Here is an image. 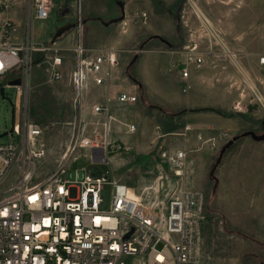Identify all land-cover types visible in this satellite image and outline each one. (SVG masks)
<instances>
[{"label": "rangeland", "instance_id": "obj_1", "mask_svg": "<svg viewBox=\"0 0 264 264\" xmlns=\"http://www.w3.org/2000/svg\"><path fill=\"white\" fill-rule=\"evenodd\" d=\"M123 1L127 4V16L121 21L105 26L100 20L106 21L120 15L115 0H52L51 6L56 10H52L45 19L34 18L31 31L34 42L50 43L62 48L61 79L50 80L47 63L35 64L30 71L27 90L19 96V107L16 104L17 93L14 85L7 84L9 76L0 81L4 85V97L0 95V143L19 140L18 131H6L15 125L22 134L24 117L28 122L38 123L42 127V135L38 137L37 142L43 143L45 154L35 162L33 181L44 179L54 172L67 146L75 138L91 134L98 128L99 122L107 118L103 114L85 112V104L91 106L95 100L84 98L82 91L78 96L77 90L69 80V73L74 64L70 48L78 38L90 48L112 47L116 50L118 67L110 82L136 84L133 78L138 81L139 75L135 61L131 60L147 35L152 32L160 33L176 40L179 24L182 26L180 32L186 31L183 20H186L191 12L185 2L184 5L180 2L181 14L180 18L176 19L177 4L171 3V0H167V3L159 0ZM259 3L264 9V0H257V4ZM164 4L174 8V11L165 9ZM134 11H145L146 21L133 18ZM181 15H184V18ZM191 16L190 21L187 20L188 24L199 33L200 24L193 14ZM65 23L75 25L63 31L52 42L56 29ZM215 24L226 30L220 22ZM230 29L236 30L234 26ZM163 48L167 46L163 45ZM221 61L230 71V74L226 75L230 85L235 87L234 90L238 94H243L241 96L247 104L246 109H235L231 106L233 91L230 92V99L220 97L203 101L211 107L201 109L200 117L190 123L193 125L191 130L167 133L165 131L169 125L182 128L184 120L179 118L178 123L173 124V119L166 115L172 114L174 109L160 100L159 90L153 87L155 98H142V116L133 117L139 121L127 119L135 124L133 131L125 134L122 130L123 133L119 137L120 132L115 124L119 125L120 122H113L115 128L109 132V137L121 139L122 150L109 152L106 162H97L94 165L101 173H109L107 180L114 178L127 184L139 195L143 203L155 204L156 208L161 210L176 188L201 191L204 197V211L199 223V243L203 263L261 264L264 262V136L255 139L249 134L241 135L225 150L214 171L217 178L215 188L214 180L209 175L219 149L228 139L245 131L260 135L264 129L263 111L247 89H243L241 83L237 82L238 76L231 63L223 59ZM210 62L206 58L200 67ZM179 82L180 90L188 89L187 81ZM220 83L224 84L222 81ZM137 92L139 95V91ZM218 93L217 91L215 95ZM199 94L209 93L201 91ZM219 95L221 96L222 92ZM97 100L100 101L101 98ZM139 101L141 102L140 99ZM109 113L119 118L132 115V111L125 108ZM144 116L145 121L142 119ZM157 126L159 128H156ZM176 149L186 151L185 173L180 178L171 173L167 163V155ZM69 156L67 162L70 169L85 167L88 172L93 165L88 156V149H77ZM68 177L67 170L62 174V178ZM8 184L9 182L5 183ZM105 188L110 190V185L107 184Z\"/></svg>", "mask_w": 264, "mask_h": 264}, {"label": "built area", "instance_id": "obj_2", "mask_svg": "<svg viewBox=\"0 0 264 264\" xmlns=\"http://www.w3.org/2000/svg\"><path fill=\"white\" fill-rule=\"evenodd\" d=\"M187 1L200 32L171 61L170 70L186 78L190 66L199 67L206 61L205 53L212 59L227 60L264 115V73L261 76L245 67L229 47L224 31L198 1ZM50 11L51 0H0V81L6 76L19 78L20 83L14 85L17 97L26 92L35 64L47 63L50 80L62 77V48L32 39V20L47 18ZM132 16L145 22L147 13L134 11ZM70 50L74 64L69 80L78 96L90 82L107 84L118 67L112 47L90 48L78 38ZM258 63L264 68V54ZM112 98L133 103L138 97L119 91L114 97L106 96L103 103L93 104L94 114L107 117L101 121L102 129L75 138L56 170L44 179L32 180L35 162L45 154L43 143L37 142L42 135L38 123L24 117L19 140L0 143V264H204L199 243L204 211L201 191L176 188L161 210L129 195L127 184L107 180L109 173H101L94 165L106 162L109 152L123 148L118 139L109 137V123L114 119L109 113ZM241 106V99L234 102L235 109ZM125 126L134 129V124ZM77 149H88L93 164L88 172L85 167L70 169L69 155ZM185 158L183 149L167 155L175 177L184 175ZM67 170L69 177L62 178ZM107 184L110 190L105 188Z\"/></svg>", "mask_w": 264, "mask_h": 264}, {"label": "crops", "instance_id": "obj_3", "mask_svg": "<svg viewBox=\"0 0 264 264\" xmlns=\"http://www.w3.org/2000/svg\"><path fill=\"white\" fill-rule=\"evenodd\" d=\"M159 1L167 3L169 0ZM197 1L200 6H204V12L214 23L219 24L220 22L225 27L226 30L223 31L227 37L229 47L233 51H236L238 53L242 64L254 72L257 71L258 73H260L259 75L262 76L264 73V68L258 63V57L261 54H264V9L262 8L261 4H257V0ZM58 2H60V0H58ZM180 2L183 3V5L185 2V5L189 6L187 0H171V3L177 4L175 7L176 19H179L181 14L180 8L182 4ZM126 5L127 4L124 3V17L127 16L125 11L127 10L125 9ZM164 5L166 6L165 9L169 10L170 12L174 11V8L171 9L167 4ZM54 9L55 8L51 6V11ZM189 11L191 12V10ZM192 14L193 13L191 12V15ZM191 15L188 14L186 17L187 19L183 20L185 21V33L180 32L182 31V26H180V24L177 26L176 40L168 35L166 36L154 32L149 33L147 35V38L143 40L146 41L143 45L144 49H141V53L139 52L137 58L135 59L136 71L139 75V80L135 81L136 84H117L115 82H110V79L109 82L104 85H95L90 82L84 88V90H82L84 98H92L95 100L93 104L103 103L106 96L114 97L115 94L119 91H126L137 95L138 98L133 103H119L115 100V98H112V100L109 102V111L116 112L124 108L132 111V115H128L127 118H119L117 115L111 114L114 117V119L110 120L109 123L112 131L115 128L113 122H120L118 123L119 125L115 124V126H117V131L120 132L119 137H121V133L123 132H125V134L131 132L125 126V124H133L128 122V120H134L135 122H138L139 120L134 119L133 117L137 115L142 116V111H144L142 109V98H155L154 94L152 93L153 87H156V89L159 90L160 100L164 101L166 105L174 109V112H172V114L166 115L173 119V124H177L179 118H182L184 120L182 128H173L172 125H169V128L165 131L167 133H172L179 130H183L185 132L191 130L193 128V125H191L190 123L193 119L200 117L199 114L202 113L201 109L211 107V105L205 104L203 101H207L209 99H218L220 97L230 99V92L233 91L234 92L232 93L233 98L231 101V106L234 105V102L236 100L241 99V109L247 108V104L241 96L243 94H238V92L234 90L235 87H233V85H230L227 79L228 77H226V75L230 74V71L225 67L226 64H221V62L223 61H221L222 59L219 57L215 56L212 59L209 58L208 53H205L204 57L208 58L211 62L206 63L202 67L199 66L200 68L190 66L189 73L186 78L180 77L178 71L170 70L169 67L171 61L175 58L180 57V51L182 50L183 46L191 37H195L198 34V30L196 28H192V26L188 24L187 20L189 18L191 19ZM181 16L184 18V15ZM96 18L99 17L96 16ZM231 26H234L236 30L232 31L230 29L232 28ZM156 34L163 38L165 42L156 37L149 39L150 36ZM163 45L167 46V48H163ZM202 48H204V46H202ZM179 80L183 82L187 81L188 89H186L185 91L180 90L178 88L179 86H181ZM220 81H222L224 84L220 83ZM237 82L240 84L239 79L237 80ZM137 91H139L140 96L138 95ZM201 91H206L209 94L201 95L199 94V92ZM217 91L219 93L222 92V95L220 96L219 93L215 95ZM98 98H101V100H97ZM139 99L141 100V102L139 101ZM84 111L93 113L92 105L88 106V104H85ZM142 119H144L143 121H145V116ZM99 124L100 125L98 126V129L101 130V121L99 122ZM156 128H159V126H157ZM120 140L121 139H119V141ZM217 264L225 263L219 262ZM261 264H264V262H261Z\"/></svg>", "mask_w": 264, "mask_h": 264}, {"label": "water", "instance_id": "obj_4", "mask_svg": "<svg viewBox=\"0 0 264 264\" xmlns=\"http://www.w3.org/2000/svg\"><path fill=\"white\" fill-rule=\"evenodd\" d=\"M116 4L119 6V9H120V15L117 16V17L110 18V19H108V20H106V21H104V20H100V22H101L103 25L107 26V25H109V24L112 23V22H118V21H121V20L124 18V3H123V1H122V0H116ZM80 22H81V21H80ZM82 22H84V20H83ZM74 25H75L74 23H65V24L60 25V26L56 29V31H55V33H54V35H53L51 41L54 42V41H55V38L58 37V36H60V35L62 34L63 31L69 29L70 27H73ZM153 37L159 38L161 41L165 42V40H164L163 38H161V37H160L159 35H157V34H156V35H152V36H150L149 39H150V38H153ZM145 42H146V41H142V42L139 44L138 50H137V52L134 54V56H133L131 62H134V61H135V59H136L137 56H138V51H140V50L142 49V47H143V45H144ZM129 77H130V76H129ZM133 80L136 81L134 78H133ZM19 83H20V79H19V78L11 79V80H9V81L7 82L8 85H16V84H19ZM0 95H1L2 97H4V85H2V84H0ZM12 107H13V106H12ZM12 131H13V126L9 129V131H6V132H10V133H12ZM6 132H4V133H6ZM4 133H3V134H4ZM246 134L251 135V136H252L253 138H255V139H261V138L264 136V129H263V133L260 134V135L255 134L253 131H245V132H242L241 134L234 135V136H232L230 139H228V140H227V141L221 146V148H220L219 151H218V155H217V157H216V159H215V162L213 163V165H212V167H211V169H210V171H209V175H210V177L214 180L213 188H215V187H216V184H217V178H216L215 175H214V171H215L217 165L220 163V160H221V158H222L223 153L225 152V150H226V149H227V148H228V147H229V146H230V145H231V144H232V143H233L238 137H240L241 135H246ZM0 135H2V134H0ZM126 236H127V235H126Z\"/></svg>", "mask_w": 264, "mask_h": 264}, {"label": "bare ground", "instance_id": "obj_5", "mask_svg": "<svg viewBox=\"0 0 264 264\" xmlns=\"http://www.w3.org/2000/svg\"><path fill=\"white\" fill-rule=\"evenodd\" d=\"M16 104H17V107H19V97H17ZM13 127H14V129H15L16 131L20 132L19 129H16V128H15V125H13ZM128 193H129V195H131V196L134 197V198L139 197V195H138L137 193H135V192L131 189V187H129V191H128Z\"/></svg>", "mask_w": 264, "mask_h": 264}]
</instances>
